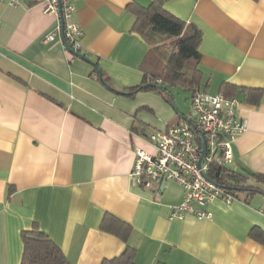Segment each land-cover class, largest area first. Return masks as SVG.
<instances>
[{
  "label": "crops",
  "instance_id": "1",
  "mask_svg": "<svg viewBox=\"0 0 264 264\" xmlns=\"http://www.w3.org/2000/svg\"><path fill=\"white\" fill-rule=\"evenodd\" d=\"M132 1L151 2L76 0L82 48L69 53L56 13L0 0V264H21L22 231L34 223L73 264H101L126 246L101 228L106 213L131 224L137 264H264V242L251 235L264 230V179L241 181L260 190L216 199L207 205L213 216L200 219L170 217L183 199L179 182L145 187L130 177L135 145L153 150L150 134L186 118L195 89L264 88V0H167L202 30L194 89L130 94L154 46L135 29ZM171 51L156 57L166 63ZM231 97L247 128L227 166L264 175V99L249 103L241 89Z\"/></svg>",
  "mask_w": 264,
  "mask_h": 264
},
{
  "label": "built area",
  "instance_id": "2",
  "mask_svg": "<svg viewBox=\"0 0 264 264\" xmlns=\"http://www.w3.org/2000/svg\"><path fill=\"white\" fill-rule=\"evenodd\" d=\"M14 4L20 0H7ZM46 12L56 13L61 24L57 33L69 53L82 48V29L74 20L76 0H34ZM1 24V21H0ZM240 100L223 93L195 89L189 101V115L165 130L150 134L147 141L153 150L135 145V161L130 177L145 187H154L167 179L179 182L184 188L180 203L171 205L170 217L192 214L197 218H211L207 205L216 199L226 203L237 198L226 187L209 176L213 164L233 162V143L247 128L240 117ZM203 137L206 152L202 166Z\"/></svg>",
  "mask_w": 264,
  "mask_h": 264
},
{
  "label": "trees",
  "instance_id": "3",
  "mask_svg": "<svg viewBox=\"0 0 264 264\" xmlns=\"http://www.w3.org/2000/svg\"><path fill=\"white\" fill-rule=\"evenodd\" d=\"M167 0H151L148 5L132 1L128 7L135 13V29L152 42L150 54L143 64L144 80L142 83L125 90L133 94L140 89H151L166 92L168 86L183 85L185 88L194 89L199 69L196 62L200 59L199 45L202 39V30L193 22L187 23L184 19L166 8ZM174 43L166 63L156 57V52L165 46V39ZM226 96L231 97L236 90L241 89L244 100L259 104L264 99V88L238 87L224 84ZM209 176L226 187L230 192L239 195L241 190H260L255 185L241 184L250 176L257 180L264 179V175L257 172L236 171L227 165L213 164ZM101 228L111 232L126 242L122 253L111 258H106L101 264H137V249L129 241L132 226L119 217L106 213L101 222ZM251 235L264 242V230L254 226ZM24 250L21 264H73L59 245L51 238L49 233L37 223L29 229L22 231ZM158 264H163L159 262Z\"/></svg>",
  "mask_w": 264,
  "mask_h": 264
},
{
  "label": "rangeland",
  "instance_id": "4",
  "mask_svg": "<svg viewBox=\"0 0 264 264\" xmlns=\"http://www.w3.org/2000/svg\"><path fill=\"white\" fill-rule=\"evenodd\" d=\"M164 45H165V47L168 48L169 51L174 49V43H169V39H165V44ZM174 91L176 93L175 97L178 98V99H181L182 101H184V103H186L187 92L184 91L180 87H174ZM187 114L189 115V108L187 110Z\"/></svg>",
  "mask_w": 264,
  "mask_h": 264
},
{
  "label": "water",
  "instance_id": "5",
  "mask_svg": "<svg viewBox=\"0 0 264 264\" xmlns=\"http://www.w3.org/2000/svg\"><path fill=\"white\" fill-rule=\"evenodd\" d=\"M98 72L101 74V69L100 67L98 68ZM102 77V76H101ZM108 86H110L109 83H107ZM205 152H206V144H205V138L203 137V147H202V156L200 157V160H199V165L202 166V163H203V156L205 155Z\"/></svg>",
  "mask_w": 264,
  "mask_h": 264
}]
</instances>
